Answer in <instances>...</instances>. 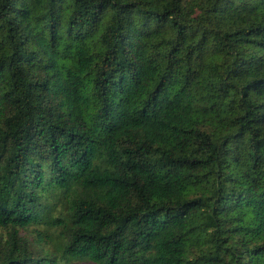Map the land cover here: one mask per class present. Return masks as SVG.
Returning <instances> with one entry per match:
<instances>
[{
    "label": "trees",
    "instance_id": "16d2710c",
    "mask_svg": "<svg viewBox=\"0 0 264 264\" xmlns=\"http://www.w3.org/2000/svg\"><path fill=\"white\" fill-rule=\"evenodd\" d=\"M264 264V0H0V264Z\"/></svg>",
    "mask_w": 264,
    "mask_h": 264
},
{
    "label": "rangeland",
    "instance_id": "374dc122",
    "mask_svg": "<svg viewBox=\"0 0 264 264\" xmlns=\"http://www.w3.org/2000/svg\"><path fill=\"white\" fill-rule=\"evenodd\" d=\"M74 264H93L89 260H81V261H75Z\"/></svg>",
    "mask_w": 264,
    "mask_h": 264
}]
</instances>
